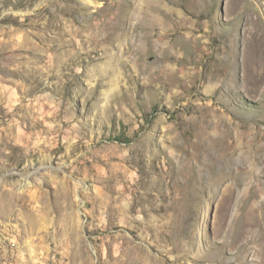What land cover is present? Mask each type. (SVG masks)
I'll return each mask as SVG.
<instances>
[{"label": "rangeland", "instance_id": "obj_1", "mask_svg": "<svg viewBox=\"0 0 264 264\" xmlns=\"http://www.w3.org/2000/svg\"><path fill=\"white\" fill-rule=\"evenodd\" d=\"M261 66L264 0H0V264H264Z\"/></svg>", "mask_w": 264, "mask_h": 264}, {"label": "bare ground", "instance_id": "obj_2", "mask_svg": "<svg viewBox=\"0 0 264 264\" xmlns=\"http://www.w3.org/2000/svg\"><path fill=\"white\" fill-rule=\"evenodd\" d=\"M146 1V0H145ZM152 4H154V3H152ZM141 5V4H140ZM138 6V5H137ZM152 7H154V5L152 6ZM136 8V7H135ZM157 8V7H156ZM154 9V8H153ZM159 9V8H158ZM136 10H137V8H136ZM138 10H141L140 8L138 9ZM137 10V11H138ZM155 10V9H154ZM137 11L135 12V13H137ZM142 12V11H141ZM147 12V11H146ZM156 12V11H155ZM148 13V12H147ZM150 13V12H149ZM138 14V13H137ZM154 14V13H153ZM132 15V14H131ZM130 15V17H129V28H128V31L125 33V36L128 38V46H129V48H130V50H132L133 52H138L139 50H140V47H141V43H140V39H141V37H143V36H141L140 34L138 35V33H140L141 31H140V29L142 28V25H143V23L142 22H145L146 23V21H141V20H139L137 17H135V16H131ZM149 18H151L150 16H149ZM152 19V18H151ZM146 20V19H145ZM155 20V19H154ZM144 23V24H145ZM154 23V21H152L151 20V22H150V24H153ZM111 27H114V26H116V25H112V24H109ZM144 28V27H143ZM142 28V29H143ZM141 29V30H142ZM140 31V32H139ZM122 35H123V33H122ZM146 37V36H145ZM128 48V49H129ZM127 50V49H126ZM129 51V50H128ZM253 65H255V64H253ZM257 67V66H256ZM230 75V74H229ZM253 75V74H252ZM255 76V75H254ZM257 76L259 77V78H261V79H264V66H261V67H259L258 69H257ZM256 77V76H255ZM254 77V78H255ZM255 81V80H254ZM264 263V262H263Z\"/></svg>", "mask_w": 264, "mask_h": 264}]
</instances>
